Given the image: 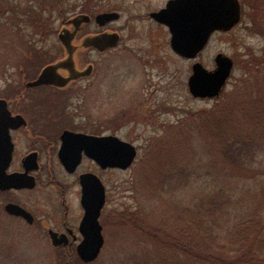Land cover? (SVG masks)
<instances>
[{
  "label": "rangeland",
  "instance_id": "obj_1",
  "mask_svg": "<svg viewBox=\"0 0 264 264\" xmlns=\"http://www.w3.org/2000/svg\"><path fill=\"white\" fill-rule=\"evenodd\" d=\"M23 1L0 0L3 17L0 22L8 23V18H11L10 14L4 16L6 3L20 4ZM47 1L50 4L45 6L47 12L44 18L49 29L44 34H38L36 27L29 28L22 24L19 27L21 36L28 45L20 41L22 45L17 46L19 54L17 51L13 54L11 43L8 47L6 37L0 33L3 37L0 38V98L6 99L5 95L15 87L25 85L47 65L66 57L64 46L59 40L60 31L65 26L64 20L91 11L95 15L117 9L123 11L121 20L111 26L118 28L121 34L122 40L117 48L105 53L81 48L76 55L80 68L86 61L96 66L94 80L104 76L103 87L99 92L94 91L87 101L78 95L70 97L67 103L80 107L76 115L80 116L79 120L88 122V127L99 129L105 135H116L138 149L137 160L130 169L98 170L107 190V202L100 218L105 246L98 264H134L133 258L141 253L142 239L134 231L123 227L124 213L129 215L142 207L146 214H153L158 204L149 200L148 194L144 195L137 189L140 168L137 170L136 163L146 156L151 144L162 141L166 136L170 137L169 141L164 140L167 144H191L193 151L188 152V156L205 155L204 152H198L206 139L197 134V128L194 129L195 116L231 100L236 85L251 76L257 64H264V0H240L243 8L241 22L228 33H215L196 60L182 58L173 51L169 29H160L149 19H142L150 11L164 8L169 0H60L61 11L53 8L55 0ZM86 9L91 11L85 13ZM98 31L101 29L92 24L80 33L76 44L81 45L85 35ZM25 53L32 58L36 54L42 56L41 63L25 69L17 62L19 56ZM220 53L231 57L235 63L225 91L216 100L194 99L188 89L193 64L201 62L213 70L214 59ZM34 95L43 99V105H51L49 92H36ZM162 101L165 110H157L154 105ZM180 131L182 133L177 135L176 132ZM27 147L28 143L19 140L18 154L25 152ZM18 160L15 167L19 165ZM48 163V159L42 160V170ZM53 168L57 170L56 166ZM44 174L45 171H42L40 177L47 180ZM47 183L43 181L35 191L6 195L7 200L31 208L36 214L37 225L30 226L10 216L3 218L0 223V264L60 263L61 257L48 235V228L54 229L57 226L56 217L62 214L60 188ZM72 193L69 200L73 210L77 211L78 201ZM71 227L77 229L78 223H73ZM78 237L79 244L82 238L79 234Z\"/></svg>",
  "mask_w": 264,
  "mask_h": 264
},
{
  "label": "trees",
  "instance_id": "obj_2",
  "mask_svg": "<svg viewBox=\"0 0 264 264\" xmlns=\"http://www.w3.org/2000/svg\"><path fill=\"white\" fill-rule=\"evenodd\" d=\"M55 1L53 8L61 11L60 0ZM49 4L47 0L5 4L4 16L11 18L0 22V33L8 47L11 43L13 54H19L20 41L26 42L22 24L36 27L38 34L49 29L44 18ZM27 53L17 61L25 69L41 63L42 56ZM263 67L257 64L252 75L236 85L231 100L195 116L194 129L206 139L198 152L205 155L188 156L191 144H167L166 136L138 159L136 187L158 204L153 214L142 207L124 213L123 227L142 239L134 264H264ZM17 88L23 86L13 90ZM55 250L59 264H86L75 248Z\"/></svg>",
  "mask_w": 264,
  "mask_h": 264
},
{
  "label": "water",
  "instance_id": "obj_3",
  "mask_svg": "<svg viewBox=\"0 0 264 264\" xmlns=\"http://www.w3.org/2000/svg\"><path fill=\"white\" fill-rule=\"evenodd\" d=\"M243 8L240 0H169L166 6L152 17L168 27L171 33V47L173 51L183 58L195 60L207 47L215 32H229L242 20ZM117 12L101 13L96 21L100 25L119 19ZM88 15L74 18L71 23L76 28L78 25L88 23ZM76 30L64 29L59 40L68 52V57L60 62L47 65L39 77L26 84L27 88L43 85L64 88L70 80L64 77L60 70L68 69L76 73L72 44ZM120 42L118 33H102L88 36L84 40V47H94L100 51L114 48ZM215 69L209 70L202 63L193 65V72L188 80V89L194 98L218 99L225 91L234 71V60L226 54L220 53L215 59ZM79 72L77 77H82L90 72ZM76 77V78H77ZM25 120L20 115H13L9 109L8 101L0 98V191L11 189H33L35 179L29 171L38 169L35 155L29 156L24 161L25 173L9 174L8 170L13 161L14 143L11 131L19 129ZM76 145L81 146L75 150ZM86 149L89 157L94 159L103 169L113 168L120 170L130 169L137 160V147L117 136L97 138L93 136L74 135L66 133L60 151V161L69 172H74L81 163V152ZM82 199L84 217L81 221L79 232L82 240L76 247L80 260L90 264L99 259L105 246L103 226L100 218L107 202V190L102 180L93 173L81 176ZM6 212L12 216L25 219L28 224H33V215L20 205L10 203L6 205ZM49 237L55 248L66 247L69 243L66 234H59L49 230Z\"/></svg>",
  "mask_w": 264,
  "mask_h": 264
},
{
  "label": "flooded vegetation",
  "instance_id": "obj_4",
  "mask_svg": "<svg viewBox=\"0 0 264 264\" xmlns=\"http://www.w3.org/2000/svg\"><path fill=\"white\" fill-rule=\"evenodd\" d=\"M161 9L163 8L150 11L149 13L145 14L142 17V19H146V20L149 19L154 25L160 27V29L162 28L168 29L166 25L159 23L151 16L152 13L158 12ZM109 12H117L120 15L119 19L106 23L105 25H100L96 21L97 16L101 13H109ZM91 13L93 12L91 11L90 13H87V14H84V13L78 14V15H75L70 20L63 19L65 21L64 22L65 26L62 28L60 33L64 29L76 30V28H74V25L71 23V21L74 18L84 16V15H88L91 17V20L88 23L82 22L80 25H78L77 30L75 31L76 33L75 38L72 42L74 46L73 59H74L75 70L77 72L72 73L68 69L60 70V73L66 78H71L74 76V79L70 80L66 87L60 88L56 86L43 85L39 87L27 88L26 84L28 82L36 80L40 75L38 74L37 76H34L30 80H28V82L25 85L22 84L23 88L21 89L17 88L16 90H11L8 94H6V97H5L6 100L8 101L9 109L12 112V114L20 115L25 120V124H23L19 129H14L11 131L12 141L14 143V153H13V161L8 170V173L9 174L25 173L26 168L24 166V161L27 157L32 156V155H35V158L37 159L38 169L29 171V175L35 179V182H36L35 188L33 189H11V190H6V191H0V223L3 220V218H6L7 216H10L12 218H18V219H21L22 221H25V219L21 217L12 216L6 212V205L10 203L20 205L17 202L7 200L6 199L7 194L35 191L39 188L40 184L43 183V181L48 182L47 183L48 185H51L52 187L56 185L58 186V188H60L59 190V194L61 197L60 210H62V214L59 213L58 217H56L58 218L56 220L57 226L54 229L48 228V235H49V230H54L60 235L66 234L69 239V243L66 247H71L75 249L79 241L78 234L79 236H81L79 232V227L84 217V208L81 203V199H82L81 176L83 174L93 173V174H96L102 180V178L98 174V170L99 169L108 170V169H113V168L103 169L98 163L94 161V159L89 157L86 149H83L80 155L82 157L81 163L78 165L76 170L74 172L67 171L62 165L60 158H59L60 151L63 145V137L66 133H71L74 135L93 136L97 138H103L106 136H116V135H105V133L99 129H92L91 127H88V122H86L84 119L79 120L80 116L76 115L77 112H79L80 107L73 106L69 104V102L67 103L70 97L72 96L74 97L78 95H80L87 101L89 96H91V94H93L94 91L99 92L100 88H102L104 84V79H105L104 76H101L102 78L98 77L94 80L96 76L95 72L97 71V68L94 64L90 63L89 61H86L84 66L80 68L76 60V55L78 51L82 48L84 50L93 49L100 53H105V52H109L110 50L117 48L120 45L121 40H122L119 29L111 27L114 23H117L118 21L121 20L123 16V11L121 9L101 12L96 15L91 14ZM92 24H95L99 29H101V31H98L97 33H94V34L85 35L81 39V45L76 44V40H78L80 33L86 30ZM107 32L118 33L120 35V42L118 43L116 47L109 48L105 51H100L94 47H90V48L84 47V40L88 36H95V35H99V34L107 33ZM219 32L221 31H218L215 33H219ZM223 33H226V32H223ZM64 49H65L66 57L62 59L61 61L65 60L68 57V52L65 47ZM89 67L91 68V70L88 74L82 77H77L78 76L77 74L79 72L86 71ZM36 92H41V93L49 92L48 98L50 97L51 105L49 106L43 105L42 104L43 99L36 97L34 95ZM9 95H12V97ZM194 99L206 100V99H200V98H194ZM208 100H213V99H208ZM154 107H156L157 110L164 111L166 106L163 104V101H162V102H157L154 105ZM81 118H82V115H81ZM19 140H24L26 143H28L27 150L23 152L22 154H18V151H17V145H18ZM80 147L81 146L76 145L75 150H78ZM44 158L48 159L49 163L47 164L46 167L44 166L42 170L41 162ZM18 159H20V161ZM17 160L19 161V165L15 167ZM55 166L57 167V170L53 168ZM42 171L43 172L45 171L44 175L48 177L47 180L45 179L43 180L40 177V174ZM71 191H73L72 194L74 195L75 200L78 201L79 208L77 211L73 210L72 204L69 200V196H71L70 194ZM20 206H22L27 211H29L35 219L33 224H28L26 221L25 222L30 226H36L37 225V220L35 217L36 214L31 210V208L29 207L26 208L23 205H20ZM73 223L74 224L78 223L77 229L76 228L74 229L71 227Z\"/></svg>",
  "mask_w": 264,
  "mask_h": 264
}]
</instances>
